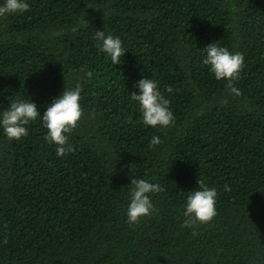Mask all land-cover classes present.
Wrapping results in <instances>:
<instances>
[{
	"label": "trees",
	"instance_id": "16d2710c",
	"mask_svg": "<svg viewBox=\"0 0 264 264\" xmlns=\"http://www.w3.org/2000/svg\"><path fill=\"white\" fill-rule=\"evenodd\" d=\"M28 3L0 18V110L31 99L43 114L79 80L82 116L63 156L39 119L18 140L0 129V264H264V0ZM100 30L121 38V64ZM214 42L243 54L235 79L203 63ZM145 77L169 127L142 123L130 93ZM132 177L164 189L134 224ZM200 185L215 188L216 215L184 227Z\"/></svg>",
	"mask_w": 264,
	"mask_h": 264
},
{
	"label": "clouds",
	"instance_id": "9594fccd",
	"mask_svg": "<svg viewBox=\"0 0 264 264\" xmlns=\"http://www.w3.org/2000/svg\"><path fill=\"white\" fill-rule=\"evenodd\" d=\"M29 8L28 0H0V18L27 12ZM76 30V28L72 29L73 32ZM95 38L99 50L110 58L111 63L115 66L121 64V57L125 54L121 38L106 35L103 30L96 31ZM205 49L206 56L203 63L209 66V71L217 80L231 81L237 77L244 64L242 53L230 52L220 46L219 42L209 44ZM87 75L90 77L91 73ZM133 88L138 91L131 92L130 97L138 105L145 127L166 128L173 123L174 115L170 110L169 101L162 95L155 79L141 78L133 84ZM231 90L238 94L235 87ZM82 91L83 84L79 80L75 86L63 88L62 92L47 104L43 114L31 99L13 100L7 108L0 110V129L8 139L18 140L28 135L26 126L39 119L47 129L46 141L56 145L57 156H63L66 150H71L68 146V134L77 126L82 116L80 105ZM167 91L171 92V87ZM159 143L158 136H153L150 140V146ZM130 185L126 216L128 223L134 224L141 217L150 215L155 210L152 194L164 189L159 183L135 177L131 178ZM216 197L215 188L203 185H200L198 190L190 191L184 205L185 220L182 226L191 227L197 221L201 223L210 221L216 215Z\"/></svg>",
	"mask_w": 264,
	"mask_h": 264
}]
</instances>
